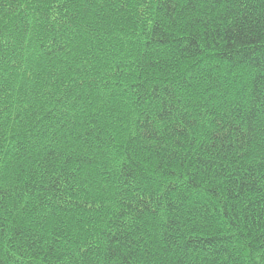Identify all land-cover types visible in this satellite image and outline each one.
I'll return each instance as SVG.
<instances>
[{"label":"trees","instance_id":"1","mask_svg":"<svg viewBox=\"0 0 264 264\" xmlns=\"http://www.w3.org/2000/svg\"><path fill=\"white\" fill-rule=\"evenodd\" d=\"M0 264H264V0H0Z\"/></svg>","mask_w":264,"mask_h":264}]
</instances>
